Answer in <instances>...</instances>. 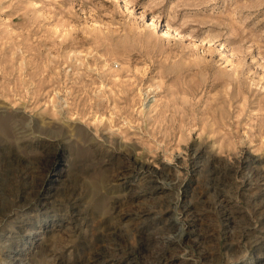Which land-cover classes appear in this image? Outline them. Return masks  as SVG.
<instances>
[{"label":"rangeland","instance_id":"rangeland-1","mask_svg":"<svg viewBox=\"0 0 264 264\" xmlns=\"http://www.w3.org/2000/svg\"><path fill=\"white\" fill-rule=\"evenodd\" d=\"M0 264H264V0H0Z\"/></svg>","mask_w":264,"mask_h":264}]
</instances>
